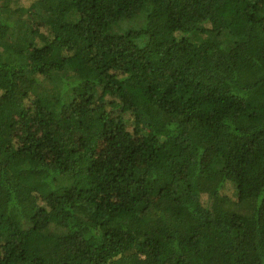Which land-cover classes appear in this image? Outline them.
I'll return each mask as SVG.
<instances>
[{"label": "trees", "instance_id": "obj_1", "mask_svg": "<svg viewBox=\"0 0 264 264\" xmlns=\"http://www.w3.org/2000/svg\"><path fill=\"white\" fill-rule=\"evenodd\" d=\"M0 264H264V0H0Z\"/></svg>", "mask_w": 264, "mask_h": 264}, {"label": "rangeland", "instance_id": "obj_2", "mask_svg": "<svg viewBox=\"0 0 264 264\" xmlns=\"http://www.w3.org/2000/svg\"><path fill=\"white\" fill-rule=\"evenodd\" d=\"M33 0H19V4L22 5V6H27L29 5V3H31ZM31 125L33 124V122H31ZM30 124L28 123L27 125H25L21 130H20V133H25L27 128H29ZM53 130V129H52ZM101 153H103V150L101 151Z\"/></svg>", "mask_w": 264, "mask_h": 264}]
</instances>
